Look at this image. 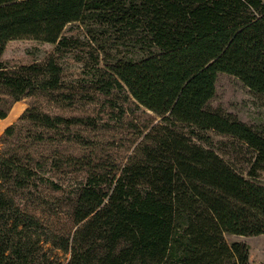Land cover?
<instances>
[{"label":"trees","instance_id":"16d2710c","mask_svg":"<svg viewBox=\"0 0 264 264\" xmlns=\"http://www.w3.org/2000/svg\"><path fill=\"white\" fill-rule=\"evenodd\" d=\"M74 22L104 55L95 82L62 84L52 57L0 67V119L32 100L0 136V264H248L225 235L264 234V134L208 103L220 73L264 95V0H0L5 40Z\"/></svg>","mask_w":264,"mask_h":264},{"label":"rangeland","instance_id":"374dc122","mask_svg":"<svg viewBox=\"0 0 264 264\" xmlns=\"http://www.w3.org/2000/svg\"><path fill=\"white\" fill-rule=\"evenodd\" d=\"M122 53L116 57H130ZM49 57L57 66L60 82L64 85L80 87L96 81L99 70H104V55L98 49L87 33V26L74 22L65 26L59 42L56 44L42 43L34 40H5L0 37V67L14 68L32 63H43ZM115 56L113 59H117ZM137 59V56H133ZM78 92L77 97L81 95ZM32 100L25 98L14 104L6 119L0 121V136L4 129L15 122L19 115L27 108ZM82 103V102H80ZM79 104V103H78ZM77 104V105H78ZM43 109L49 114L69 115V111H58L51 105L42 102ZM96 106H99L97 104ZM129 107L128 119H136L143 123L149 121L142 108ZM208 108L235 118L257 132L264 134V95L251 92L237 78L220 73L215 82V94L209 101ZM98 109V107L96 108ZM107 111L99 114L101 118L109 120ZM133 114V115H131ZM151 117V116H150ZM109 135H131L124 127L118 126L117 130L108 131ZM213 135V145L219 153L230 161L238 170H243L244 160L249 157L247 153L238 154V149L230 145V141L221 136ZM220 141L225 142L221 144ZM264 186V172L255 180ZM227 243L241 242L248 247V264H264V234L259 236L225 235Z\"/></svg>","mask_w":264,"mask_h":264},{"label":"crops","instance_id":"0c3cea01","mask_svg":"<svg viewBox=\"0 0 264 264\" xmlns=\"http://www.w3.org/2000/svg\"><path fill=\"white\" fill-rule=\"evenodd\" d=\"M6 119V118H5ZM3 120V119H2ZM0 121H1V119H0Z\"/></svg>","mask_w":264,"mask_h":264}]
</instances>
